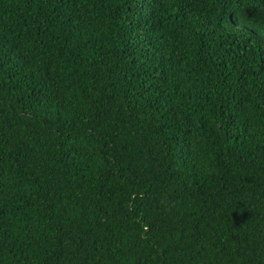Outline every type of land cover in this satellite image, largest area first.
I'll return each instance as SVG.
<instances>
[{
    "label": "trees",
    "instance_id": "1",
    "mask_svg": "<svg viewBox=\"0 0 264 264\" xmlns=\"http://www.w3.org/2000/svg\"><path fill=\"white\" fill-rule=\"evenodd\" d=\"M0 264H264V0H0Z\"/></svg>",
    "mask_w": 264,
    "mask_h": 264
}]
</instances>
